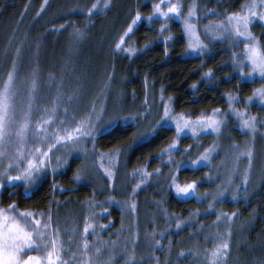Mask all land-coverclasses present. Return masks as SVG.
Instances as JSON below:
<instances>
[{
    "label": "trees",
    "instance_id": "16d2710c",
    "mask_svg": "<svg viewBox=\"0 0 264 264\" xmlns=\"http://www.w3.org/2000/svg\"><path fill=\"white\" fill-rule=\"evenodd\" d=\"M179 1L184 6L197 3V26L202 33L205 26L222 30L216 25L224 14L239 12L240 4L248 0ZM159 2L108 0L107 7L99 4L89 17L85 6L97 0H0V81L6 79L16 60L22 78L38 66V93L62 94L63 110L67 108L72 116L79 106L83 108L87 93L100 92V97L106 95L110 100L107 115L98 111L102 102L93 109L100 117L96 138L85 140L82 159L60 163L31 191L23 185H4L0 188L1 207L15 202L20 210L48 213L62 206L73 214L64 218L75 225L78 239L69 242V253L74 251L84 261L79 254L87 216L95 226V233L90 230L87 234L89 243L93 236L110 243L113 235L112 241L122 244L126 226L142 227L148 245L144 253L134 254V264H207L206 250L214 249L221 240L230 245L225 264H264V168L258 169L255 182L229 183L222 161L224 146L241 147L250 135L240 130L234 115H225L223 147L193 168L190 161L204 148L214 146L215 137L208 134L194 139L161 125L164 101L169 98L174 112L194 120L215 108L226 112L230 94L235 97L234 108L256 118L264 147V104L245 102L264 85V79L246 80L240 75L239 63L249 72L243 44L237 41L235 47L225 35L221 41L208 38L207 53L189 56L181 21H145L153 12L152 4ZM137 11L141 21L116 49ZM162 25L166 30L161 31ZM68 96L73 97L71 103ZM172 144L176 147L166 152ZM189 145L192 148L186 151ZM110 153L117 155L112 177L98 163ZM181 165L179 182L197 180L195 195L177 196L169 186V173ZM137 172L149 175L141 178L146 183L133 194L141 180L133 179L140 177ZM100 205H104L105 215L96 228L95 208L101 209ZM101 225L110 226L102 229ZM126 262L118 257L107 264Z\"/></svg>",
    "mask_w": 264,
    "mask_h": 264
},
{
    "label": "snow or ice",
    "instance_id": "6c2138e0",
    "mask_svg": "<svg viewBox=\"0 0 264 264\" xmlns=\"http://www.w3.org/2000/svg\"><path fill=\"white\" fill-rule=\"evenodd\" d=\"M165 3L166 0H160L159 3L152 4L153 12L147 17L149 22L156 15L165 20L182 16V4L180 2L168 3L166 9L164 7ZM99 6V0H97V3H92L90 7L85 6L89 17ZM107 6L108 0H104V7ZM195 9V4L190 5L187 16L182 17L183 30L189 37H195L188 47L192 50H202L206 45L199 38L196 24L191 22L192 18L196 16ZM141 19V13L137 11L131 23L128 24L124 35L120 36L119 42L115 44L116 49L121 48L125 36L133 32V26ZM257 21L264 26V0H249L248 3H241L239 12L225 13L224 20L216 25L217 28L223 29V32L233 40L239 42V38L242 37L249 41L243 44V59L248 62L250 71L245 73L243 71L245 65L239 63L237 66L241 70V76L251 77L254 73H258L261 77H264V44L253 36L250 31V26ZM164 30H166L165 26L162 25L161 31ZM124 51L134 52L135 49H124ZM235 55L234 53V58ZM37 72L38 66H34L30 75L22 78L20 67L16 60H13L11 71L7 72L6 79L0 81V163L5 158L10 160L8 167L4 169L3 173H0V188L4 187L3 177L5 176L10 183L24 181L27 184H32L37 177L47 171L52 159L51 154L54 150H57L58 146L67 145L68 143L77 144L81 140H94L96 138L97 122L100 117L95 110L75 112L69 121L61 119L62 115H68V109L65 108L61 113L58 103L53 104L51 108H40L35 104V96L39 90ZM208 75H211V70H209ZM254 97H258L260 102L264 104V87L255 89L253 96L247 97L245 102L250 104ZM61 99H63L62 94L58 96V100ZM72 100V96L67 97L68 103H71ZM234 100L235 97L229 94V113L227 114L238 117L242 129L255 132L256 118L248 117L245 119V112L233 107ZM227 114L222 113L221 109L215 108L211 110V114L202 113L193 120L191 115L172 116L167 106H165L161 122L165 118L175 120L177 135L185 129H189L193 135L209 129L214 133H219L225 123L221 117ZM34 117L38 118L34 119ZM77 117L79 118L77 119ZM29 139L43 147L23 150L22 146L27 144ZM175 147L176 145L172 144L165 151L170 152ZM13 148L14 151L10 153L9 149ZM191 148L192 145H189L186 151H190ZM215 150L214 146L204 148L197 159L190 161L193 168L198 167L202 161H208ZM109 155H112V153ZM240 155L246 156L251 166L252 150L248 148L246 151L240 152L237 159ZM56 160L59 165L60 158L56 157ZM63 163L67 164L68 161L65 160ZM13 168L19 170V174L15 176L8 175V171ZM180 170H182V165L175 172L169 173L170 188L174 190L177 196L188 195L189 193L195 195L198 181L193 179L191 182H179L177 173ZM105 172L111 177L112 173L109 169H105ZM156 172L158 173L159 169ZM148 175L147 172L143 173L144 177ZM79 177L80 173L77 174V179ZM245 181H247V171L245 172ZM143 182L144 180L141 179L135 185L132 189L133 194L141 187ZM89 203L91 204L93 201H89ZM132 208L135 210L134 202ZM232 215L235 216L236 213ZM228 218L231 219V217ZM109 226L101 225L100 227L106 229ZM179 226L178 222L177 227ZM90 230L95 233V226L86 216L83 224V251L80 253L81 256H86L89 250L87 234ZM229 248V243L226 240H221L214 249L206 250L207 264H225L226 257L230 255ZM70 251V248L64 246L61 239V229L54 221L51 212L36 213L30 210H20L15 202L8 204L6 207H0V264H73V261L77 260L75 253L67 260L64 258L65 254ZM100 251L99 248L95 249L96 254H100ZM110 259L112 258L110 257ZM129 259L134 264V253ZM90 261L91 258L85 264H89Z\"/></svg>",
    "mask_w": 264,
    "mask_h": 264
},
{
    "label": "rangeland",
    "instance_id": "374dc122",
    "mask_svg": "<svg viewBox=\"0 0 264 264\" xmlns=\"http://www.w3.org/2000/svg\"><path fill=\"white\" fill-rule=\"evenodd\" d=\"M176 2H180L182 4L181 1L179 0H166V3L164 5L165 9L167 7L168 3H176ZM249 0L246 2L248 3ZM99 4H103L104 5V0H99ZM195 4L196 6V16L192 18V23L196 24L197 26V18H198V6L196 2H191L189 3V5L184 6L182 4V16L181 17H173L179 21H181L182 25H183V20L182 17L183 16H187L188 10H189V6ZM152 20H165L164 18L160 17L159 15H156L153 17ZM146 22H149L147 20V17L145 18ZM256 25L258 26V29L260 31V33H257L256 30L258 31V29L256 28ZM184 28V26H183ZM250 31L252 32L253 36H255L261 43L264 44V41H261V38H263L264 36V26H262L258 21L250 26ZM197 32L199 34V38L201 40V42L206 45L205 48H203L202 50H192L188 47L189 43L195 39V37H189L188 34L186 32H184L186 41H187V54L189 56H198V55H203L205 53L208 52L209 47L208 44L210 43L208 38H210L211 41H221L222 37L225 35V37L228 39L230 44H233L235 47L236 45H238L236 40H233L231 37H229L227 34H225L222 30L219 29H213L210 28L208 26L203 27V31L202 33L199 31V27L197 26ZM239 42L244 44L247 43L249 41L245 40L244 38H239ZM248 65V62H247ZM249 66V65H248ZM249 71H250V67H249ZM112 75H110V77L108 79H112ZM245 79L246 80H253V79H260L263 80L264 77H261L258 73H254L251 77L245 75ZM264 87V85L262 86ZM261 87V88H262ZM98 94V96H97ZM100 92L96 93V92H90L87 93L86 95V101L83 104V108H81V106H79L78 111H84V110H88L91 111L97 107H99V103L102 102L101 109L99 108V112L100 115L102 113H104V115H107L108 112V106L110 104V100L106 95H102V97H100ZM26 98V95H25ZM99 98H101V100H99ZM159 101V99H158ZM253 102H256L258 104H262L259 100L258 97H254ZM58 103L59 104V110L63 111V99L58 100V96L55 94H50V93H46V94H41L38 93L35 96V104L40 107V108H44V107H48L51 108L53 106V104ZM250 103V104H251ZM249 105V103H246ZM165 106H167L170 115L172 116H180L182 114L176 113L174 112V110L172 109L171 103L169 100L164 101V109ZM77 111V112H78ZM158 111V110H157ZM245 112V119L248 117H252L249 116L246 111ZM222 113H229V108L226 112H222ZM99 114V113H98ZM164 115V112L162 113V116ZM103 116V114H102ZM72 115L68 114L67 116H61V119H69L71 118ZM225 115H223L221 118L224 119ZM235 121L238 125V127L240 128V130L242 132H245L247 134L250 135L249 137V141H247L246 143H244L241 147H235V146H224L223 148V162L225 163L224 165V170L227 173V177H228V181L229 183H233V181H235L237 184L238 183H245L247 184L249 181H256V176L259 177V171L261 169L264 168V147L260 144L259 142V127H257L256 125V130L255 132H252L248 129H242L240 126V121L239 118L236 117L234 115ZM175 120H169L168 118H165L162 122L161 125L162 126H166V127H172L175 129ZM223 126V125H222ZM222 129V128H221ZM213 135L215 137L216 140V144L214 145V147L216 148V150L212 153L214 154L217 149L219 147H223V145H221V131L219 133H214L211 131V129L207 130V131H201L196 135H193L192 132L189 129H185L180 135H184V136H190L191 138L194 139H198L202 136L205 135ZM88 141V140H87ZM87 141L85 140H81L79 141L77 144H71L68 143L67 145H61L58 146L57 150H54V152L51 154L52 155V159H51V163L49 164L47 171L43 172L39 177H37L34 182L32 184H27L24 181H14V182H8L6 179V176L3 177V182L4 185H23L25 188H27L28 191L33 190L39 180L44 177L45 174H47L48 172H52V171H56L59 167L60 164H57V160L56 157L60 158V163H63V161L67 160L69 161L72 158H78V159H82V157L84 156V153L86 151L85 149V145H87ZM35 147H43L42 145H40L39 143H33L31 141V139H29L28 143L23 145L22 148L23 150L27 151L30 149H33ZM84 147V148H83ZM248 148H250L252 150V157H251V166L249 165V159L246 156H242L240 155L239 158L237 159V156L239 155L240 152H244L246 151ZM85 149V151H84ZM14 151L13 149H9V152L12 153ZM211 154V155H212ZM116 158L117 155L115 153H112V155H104L102 157H100L99 159V165L101 167V165H103V167H101L104 171V173L108 176V174L105 172V169H109L113 175V172L115 170V165H116ZM205 161H202L201 163H204ZM10 163V160L8 158L3 159L2 163H0V173H3L4 169L8 167ZM259 169V171H258ZM247 171V181H245V172ZM138 174H140V177H133V179L137 182H139V179H141L143 177V175H141L140 172H137ZM19 174V170H16L15 168L10 169L8 171V175H17ZM111 175V177H112ZM109 177V176H108ZM111 179V178H110ZM239 181V182H238ZM146 181L143 182V184H145ZM142 186V185H141ZM1 203H0V207H1ZM103 206L104 205H100L101 209L95 208L96 209V216L94 217L95 220H98L96 222V228L98 225V223L101 221L99 220V218H102L105 213L103 210ZM94 209V210H95ZM34 212V211H33ZM39 213V212H36ZM51 214L53 216L54 221L56 222V224L59 225V228L61 229V239L64 242V246L65 248H70L71 246L69 245V242L72 241L73 239H75V225L72 226V224L69 222V220L67 218H64V216L66 215H73L70 212H65L62 209V206L56 207L54 208L53 211H51ZM100 228V227H99ZM141 229H139L137 227L136 224H132L131 227L126 226V228H124V230L126 231V238L125 241L122 242V244L120 243H115L112 241L113 235L110 236V240L111 242H107V240L99 238V237H94L93 236V241L91 243H89V250L87 251V255L84 256L85 257V261L83 259H80V256H78V254L76 255L77 260L73 261V264H85V262L89 261V258H91V261L89 262V264H107L114 261H117L118 257H122L124 258V260H127L126 263L128 264H132V261L129 259V257L134 253L136 255L142 254L145 252V248L148 245L145 240L148 237V235L144 234V231H142V227L140 226ZM78 239H75V241H77ZM89 241V240H88ZM135 242V243H134ZM115 243V244H114ZM99 248L100 254H96L95 249ZM74 252V251H73ZM67 252L65 254V259H69L72 255V253ZM131 252V253H130ZM80 253V250H79ZM80 255V254H79ZM110 257L112 259H110ZM136 258V257H135ZM83 261V262H82ZM139 262V260H138Z\"/></svg>",
    "mask_w": 264,
    "mask_h": 264
}]
</instances>
